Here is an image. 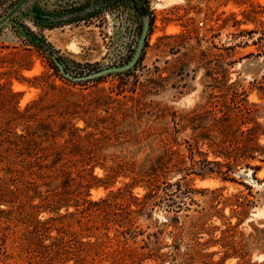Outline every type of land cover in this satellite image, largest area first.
Instances as JSON below:
<instances>
[{"label": "rangeland", "instance_id": "1", "mask_svg": "<svg viewBox=\"0 0 264 264\" xmlns=\"http://www.w3.org/2000/svg\"><path fill=\"white\" fill-rule=\"evenodd\" d=\"M18 1L0 0V19ZM142 35L134 65L109 71ZM1 83L22 112L39 100L10 130L64 152L43 162L98 178L86 198L106 205L51 259L27 252L22 223L0 213V264H264V0H26L0 24ZM160 158L156 204L139 211L136 174ZM201 215L206 229L176 242L162 225ZM229 226L235 254L220 241Z\"/></svg>", "mask_w": 264, "mask_h": 264}, {"label": "trees", "instance_id": "2", "mask_svg": "<svg viewBox=\"0 0 264 264\" xmlns=\"http://www.w3.org/2000/svg\"><path fill=\"white\" fill-rule=\"evenodd\" d=\"M0 90L3 91L0 93V171H2L0 204L4 203L9 206L8 210L0 209V213L12 217L16 223H22L23 227L18 233L17 241L27 252L38 249V252L40 251L44 257L49 259L53 255L68 254L73 249L72 241H76V231L72 230L73 226L76 224L80 227L87 226L89 221L84 220H89L94 207L106 205L104 204L105 199L91 201L86 198L93 182L99 179L84 173L85 168L56 162L49 164L43 162L51 156H64V152L53 147L46 151L44 148L41 150L37 147L35 137L30 131L26 130L24 134H18L12 132L9 126L12 123L31 120L32 116L27 114V110L35 109L39 100L34 101L22 112L15 101L18 94L12 91L9 84L1 83ZM60 91L63 96L67 93L63 89ZM229 130V126L224 129L226 133H229ZM160 142L166 151L170 150L169 143L164 137H161ZM29 156H33L34 159H28ZM166 169L164 159L160 158L159 161L136 174L137 180L143 182L147 188L141 198H134L139 211H145L156 204L159 181ZM208 170L214 171L212 167ZM216 172L223 173L220 169ZM222 178L229 177L224 175ZM252 178H254L253 175ZM34 198H39L38 205L31 203ZM71 205L75 207L74 211H68ZM36 208L53 212L55 216L40 220L32 216L31 211ZM61 208L65 209V213H58ZM204 224V215L193 217L182 225H178L177 216L171 219L166 218L162 223L164 227L172 228L170 234L175 242L183 235L196 236L199 230L206 229ZM51 229L56 230L55 236L49 235ZM231 230L230 226L223 230L220 241L226 248V252L231 250L235 254L237 245L232 240ZM77 243L78 248L83 245L82 242L77 241ZM232 253H226V255H232Z\"/></svg>", "mask_w": 264, "mask_h": 264}, {"label": "water", "instance_id": "3", "mask_svg": "<svg viewBox=\"0 0 264 264\" xmlns=\"http://www.w3.org/2000/svg\"><path fill=\"white\" fill-rule=\"evenodd\" d=\"M26 0H19L16 5L6 14L4 15L1 19H0V24L7 19L14 11H16ZM144 38V35H142L140 37L139 40V45H138V49L136 50V52L134 53L132 59L125 65L121 66V67H112L109 71H122L125 70L127 68H130L132 65H134V63L136 62L138 56H139V50H140V46L142 45V40ZM102 74V72L99 73H92L90 75H88V78H93V77H97L100 76Z\"/></svg>", "mask_w": 264, "mask_h": 264}]
</instances>
